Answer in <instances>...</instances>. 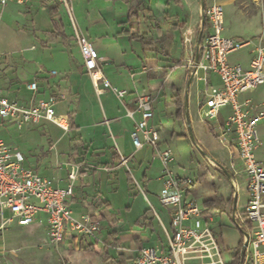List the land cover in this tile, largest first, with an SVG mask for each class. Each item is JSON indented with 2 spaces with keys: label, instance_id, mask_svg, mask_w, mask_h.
Here are the masks:
<instances>
[{
  "label": "rangeland",
  "instance_id": "1",
  "mask_svg": "<svg viewBox=\"0 0 264 264\" xmlns=\"http://www.w3.org/2000/svg\"><path fill=\"white\" fill-rule=\"evenodd\" d=\"M217 1L221 2L224 12L222 36L230 37L236 41H255L257 38H261L264 42V0ZM43 2L46 6L55 5L53 0H44ZM43 2H40V6L44 5ZM137 2L139 0H133V2L132 0H72L71 4L73 17L80 32L89 39H94L92 28L87 31V28H84L81 22L84 16H88V13L90 15L85 20L95 21V19H101V21L112 26V21L121 20L123 15L124 18H127L129 5H137V10L132 8L131 13L133 12L134 14L136 12L141 18L143 17L141 30H148L150 34L157 37L156 43L159 45L158 47L163 48V51L169 53L171 57V60L166 61V59H163L160 62L162 65L168 67L178 58L182 59L183 53L180 52L179 42L182 36L181 31H185L184 27L186 26L191 30L192 43L190 46H192L193 51L194 42L201 29L199 0H141L139 3ZM97 11H99L98 14ZM132 17L134 18L135 15ZM60 19L66 33H71L75 40L72 24L67 13L64 12V16H60ZM113 30L109 28L107 30L108 35L112 34ZM51 32L50 12L41 10L39 6L38 9L28 8L27 6L23 9V7L11 3H7L5 7H2L0 3L1 91L18 92L32 79L41 82L38 78L41 75L44 76L45 84L48 86H55L62 79L67 78L65 71H57V75L53 78L47 77L48 70H54V64H58L56 55L68 52L70 49L59 39L55 40ZM205 33L206 31H204V35ZM251 49L250 46H246L229 54L227 56L228 64H239L246 68ZM72 53L76 58L77 66L81 63L79 50L74 48ZM53 57L54 60L51 61ZM110 57V55L107 56L108 62L105 60L106 66L111 64L112 59ZM50 61L54 63H50ZM46 64L48 68L44 66ZM186 64V61L181 60L178 70H183L182 74L184 75L185 73L187 79L189 74L185 70ZM177 73L169 74L171 82L177 83L179 80L184 79L185 76L183 77L182 74L177 75ZM155 75L158 79L163 80L167 72L164 68L158 69ZM187 81H183V90L187 87ZM211 81L213 85L220 87V80L216 74H210ZM78 84L81 85L82 95L88 99V104L85 106L89 113L102 114V109H105L107 105L115 107L118 106L117 104L123 103L112 91H108L98 98L93 93L90 84L88 85L85 81H80ZM196 88L204 90V83L202 81L198 82ZM208 89H210V86ZM168 95L167 92L163 96L165 102ZM245 97L250 101H254V103L264 104V84L259 86L254 93ZM62 99L64 100L65 97L60 98V96L55 95L56 101L59 102ZM190 108L192 109V107ZM259 108L262 107L259 106ZM163 114L161 119L164 121V129L161 131L160 144L172 151V168L175 167L173 173L189 177L195 183L194 189L191 191V198L195 199L202 209L204 208L203 202L206 199H214V197L216 199V194L221 193L223 190H227L232 199L233 192L228 185L231 183L223 172L226 171L231 175L229 157H227V151L222 147L221 143L213 136L209 126L198 121L201 128L194 136L195 142L198 141L200 145L207 149L206 151L201 148L204 154L208 156L205 158L195 147L187 130L188 139H170V130L175 129L174 131L178 133L183 131V129L175 122L174 117H170L169 110L164 111ZM223 114H228V111H224ZM255 128L259 138L258 142H260L255 151V157L258 161L264 163V121L259 122ZM70 137V133L64 132L48 122H40L39 125L14 122L8 124L5 128L0 127V138L7 145L16 149L25 158V162L34 163V165L40 167V160L44 161L49 156L50 163L40 168L48 167V169L52 168V170L54 168L55 171L60 168L63 174L62 186L69 183L65 175L68 166L63 162H65L68 153ZM50 146H52L51 150H49ZM148 148V145H144L139 152H134L131 147L128 149L127 168L130 171L129 175L138 177L137 168L139 164L143 163L144 165L149 162ZM72 164L78 166L80 174L82 166L75 163ZM115 165L117 166L116 162L102 164L101 167L107 172L112 171V174H116L117 168ZM153 165L156 166L155 164ZM119 166L126 167L120 161L117 167ZM153 168L155 171L156 167ZM49 171L44 176L56 181L55 175H51ZM243 181V179H238L236 184L238 185V197L234 211L238 215L247 201L243 194ZM101 193L109 201L110 206L108 208L102 207V211H100V213L103 212L105 218L102 220L98 219L100 227L102 228L108 223L113 224L116 235L124 237L123 242L116 241L113 242V245H110V247H113L110 249L111 251H108L110 256L114 257L120 252L125 253L127 248L136 250L144 245L153 244L155 238L161 237V240L164 241V237L163 235L161 236V233L159 234V229L154 220H156L155 214L163 217L165 209L160 205L155 194L146 193L144 188L140 189L136 183L129 187V184L125 181V173L114 184L112 189L103 187ZM143 194L147 195L149 201H146ZM98 202L91 205L93 207L97 205L100 208L101 202ZM232 211L233 208L232 206L230 207V203L216 200L215 207L210 212V215L212 213L213 221L208 224L213 232L220 237L219 256H221L224 264L229 263L231 256L235 253H241L242 248L239 247L241 239L243 244L242 232L244 231V223L240 219H234ZM81 213L87 212L83 210V212L78 213L73 210L74 218H79ZM163 219L165 222L166 219L164 217ZM118 222L122 226H118ZM102 256H98L96 253L80 251L67 243L62 244V246L55 245L49 240L48 235L40 226L24 227L13 223L2 226L0 222V264H102ZM243 264H249L246 254Z\"/></svg>",
  "mask_w": 264,
  "mask_h": 264
},
{
  "label": "built area",
  "instance_id": "2",
  "mask_svg": "<svg viewBox=\"0 0 264 264\" xmlns=\"http://www.w3.org/2000/svg\"><path fill=\"white\" fill-rule=\"evenodd\" d=\"M43 0H0L2 7L7 3L22 6ZM61 5L72 24L75 40L79 46L84 68L96 91L101 84L104 90L112 91L120 100L126 92L111 87L100 72L99 56L89 40L80 32L72 10V0H53ZM203 15L206 31L197 44L198 62L191 56L187 65L193 78L205 83L201 111L204 122L210 124L213 136L223 145L233 143L242 164L247 201L240 215L235 219L244 223V231L249 240L246 255L249 264H264V163L255 157L260 145L256 128L264 121V108H259L250 100L238 102L240 95L264 84V42L254 40H233L222 36L224 12L217 0H204ZM207 3V4H206ZM190 34L183 35L185 49L191 45ZM250 46L253 56L248 68L229 65L227 56L243 47ZM173 69H176L174 67ZM202 73V76L199 74ZM56 72H51L55 76ZM216 74L220 87L210 85L208 75ZM27 88L37 92L36 83ZM154 96L139 95L135 99V110L128 112L133 121L130 133L132 147L139 151L148 145L153 160L160 163L161 191L158 201L170 209V232L165 231V245L142 247L128 259L127 264H224L220 255V237L208 225V217L194 199L187 198L194 186L189 177L173 173V154L169 148L161 150L158 131L150 125L153 118ZM55 98L39 101L37 104L20 105L0 94V127L19 122L38 125L48 122L64 132L69 131L68 120L55 112ZM230 106L231 113L222 125L216 124L220 111ZM231 139V141H230ZM24 157L0 138V222L1 225L16 223L29 226L40 213L45 215L44 228L49 240L55 245L64 244L68 236L97 240L101 231L98 219L83 214L74 218L67 202L73 197V182L78 175V167L69 174V185L58 188L53 182L40 176L31 167L24 166ZM128 159L121 158L126 165ZM233 188L235 186L231 184ZM7 213V215H6Z\"/></svg>",
  "mask_w": 264,
  "mask_h": 264
},
{
  "label": "crops",
  "instance_id": "3",
  "mask_svg": "<svg viewBox=\"0 0 264 264\" xmlns=\"http://www.w3.org/2000/svg\"><path fill=\"white\" fill-rule=\"evenodd\" d=\"M141 0H139L140 2ZM55 5L53 6H46L44 5L40 6V2H33L29 5H27L28 8H37L38 6L41 10L50 12L51 14V24H52V32L51 35H54V39H59L63 44H66L67 47H70L68 52L60 53L57 56L58 64H54V70L49 69L47 72V77L53 78L54 75H51V72H56L55 75H57V71L59 72H66L67 78L62 79L58 84L55 86H48L45 84L46 80H44V76L41 75L38 78L41 80L35 81L34 79L30 80L29 83H27L23 88L19 89L18 92L14 91H1L0 93L2 96L6 97L10 101H16L20 105L23 106H29L32 104H37L39 101L48 100L49 98H55L56 96L65 97V99L61 101H56L54 104V109L56 112V115L58 116H64L68 120V124L70 127V130L68 133L71 134V137L69 139L68 143V153L66 156L64 164H66L67 169L65 171L66 178L68 180V174L70 170L73 167H78L73 165L72 163L79 164L82 166V169L80 171V174L78 172L76 180L73 182V197L69 199L67 202V206L72 212L73 210L76 212H84L86 211L88 216H92L96 219H105L103 216L102 207L108 208L110 206V203L108 200H106L101 191L103 187L113 188L114 184H116L117 181H119L123 177V173H125V181L127 184L134 185L135 183L139 185L140 189L144 188L145 192L148 194H152L158 198V195L161 191V180H160V171L161 166L160 163L157 160H153L152 158V150L149 147L147 149L149 154L148 163L144 164L140 163L138 166V177H135L134 175H129V169L127 168L128 161L126 163V167L123 168L121 166H118L119 161L121 162V158H129L127 155L128 149L131 147L134 152L135 149L132 147L131 139H130V133L133 128V121L128 116V112H133L135 110V99L139 95H150L154 96V104H153V118L150 122V125L155 129V131H158L159 134V147L161 150L166 149L167 147L162 146L160 143V136L161 131L164 129V121L161 119V117L164 115L163 112L166 110L170 111V117L175 118V122L183 129V131H179L178 133L174 131L175 129L170 130L169 137L170 139L176 138V139H188V135L186 130L189 132V129L192 131L193 137L195 136V133L199 131L201 128L199 126V122L202 124H207L209 126L210 131L211 127L210 124L204 122L201 111V102L203 99V93L206 89L205 83H204V90H199L197 87V83L201 80L193 79V81L189 84V79L191 76V71L186 64L185 70L187 74H189V77L186 79V74L183 73V70H178L179 63L181 60L188 61L191 56L195 58L196 50H197V44H198V37L193 45V51L192 46L187 50L184 48L182 39L183 35L185 33L190 34L191 30L188 29V26L184 27L185 31L182 32L181 40L179 42L180 52L183 53V57L180 60L179 58L174 61V63L168 67H165L160 62L163 59L171 60V57L169 53H166L163 51V48H159L158 44L156 43L157 37L153 36V34H150L148 30H141V22L143 20V17L141 18L136 12H134L135 17L133 19H130L131 21L137 20V23L135 24V31L137 33H144L145 36L150 39L151 46L149 50H143L141 47V43L136 40L130 38L128 35H126V31L129 27L128 22V14L130 12L131 8L136 9L137 5H129L128 7V14L127 18H124V15L121 17L122 19L119 21H112V26H109L107 23L101 21V19H95L87 21L85 18L89 17L84 16L82 18V24L84 25V28L91 29L93 32L94 39H89L86 37L89 42L92 44L93 48L96 49L98 56H99V65H100V72L105 78V80L111 85V87L116 88L118 90H124L126 92L122 104H117L118 106H111L107 105L105 109H102V114L97 113L93 114L88 112V109L85 105L88 104V99L86 96L82 95V90L80 88L81 85L78 84L80 81H85L88 85H91V88L93 90V93L99 98L106 94L109 90H104L102 85H98V90L101 91L98 93L95 89V87L92 84L91 79L89 78V75L87 74L85 68H84V61L79 49V46L76 42V40L73 39L72 34L66 33L65 29L63 28L64 25L61 23L60 16H64V12L66 13L65 9L57 4L55 1H53ZM133 2V0H132ZM135 2V1H134ZM137 2V3H139ZM42 3V4H43ZM219 4H221L220 1H218ZM22 7V6H20ZM25 8V7H24ZM23 8V9H24ZM137 10V9H136ZM96 11V10H95ZM96 13V12H95ZM99 11H97V14ZM62 14V15H61ZM126 15V14H125ZM172 16V14H170ZM82 17V16H81ZM81 19V18H80ZM199 19L201 21V11L199 10ZM83 28V29H84ZM111 28L114 29L112 34L108 35L107 30ZM191 37V34H190ZM225 37V36H223ZM192 38V37H191ZM228 39H231L230 37H225ZM203 39V34L202 38ZM192 40V39H191ZM192 43V42H191ZM79 50V54L81 57V63H79L76 66V58L74 57L72 50L73 49ZM110 52H109V51ZM112 50V51H111ZM114 53V54H113ZM110 55L112 61L111 64H108V66L105 65V60L108 62L107 56ZM55 56V59H56ZM164 56V57H163ZM251 56H253L252 49L250 51V58L246 65V68L249 66V62L251 60ZM168 57V58H167ZM54 60V57L51 61ZM50 63H54L51 62ZM48 64V62H47ZM47 64L44 65L47 67ZM242 66V65H241ZM51 67V68H53ZM176 67V69H173ZM243 67V66H242ZM165 69L167 72V75L163 80H160L155 75L158 72V69ZM163 71V70H162ZM181 75L184 77V79L179 80L176 82H171L172 80L169 77V74H175ZM202 76V73L199 74ZM167 77V78H166ZM187 81V87L185 90H183V81ZM208 81L209 86L216 87L213 85L212 81L210 82V75H208ZM31 83H36L37 86V92L33 93L30 91L27 86ZM220 83V82H219ZM43 84V86H41ZM221 85V84H220ZM219 85V86H220ZM189 88V89H188ZM218 88V87H217ZM259 87L256 89L249 91L245 94H242L238 98V102H242L243 100H248L245 96L248 94L254 93ZM175 89H178L180 92V100L181 103L184 105V112H185V95H187L186 103H187V113H188V120L185 118V113L181 118L176 117V107L174 106L172 95ZM168 92V97L166 102L164 101L165 93ZM251 103L255 106H261L264 108V104L254 103V101H251ZM60 106V107H58ZM192 107V109L190 108ZM228 111V114L231 113L230 106H227L223 108L220 111V115L217 119L216 124L222 125L228 114L224 115V111ZM162 112V113H161ZM173 114H172V113ZM161 113V114H159ZM159 114V115H158ZM161 115V116H160ZM199 121V122H198ZM39 125V124H38ZM5 126H2L1 128H5ZM258 135V134H257ZM195 140V138H194ZM231 141V139H230ZM198 146L202 149H207L200 145L198 141H196ZM229 145H222V147L227 151V157H229V164H230V170L231 175L229 174V181L231 184L229 185V189L232 190L233 198L237 200V193H238V185L237 180L243 179L244 176L242 174V164L238 158L237 151L235 149V146L233 143H228ZM11 147V146H10ZM12 148V147H11ZM143 148V147H142ZM14 149V148H13ZM52 149V146L49 147V150ZM16 151V149H15ZM233 154V156H232ZM46 160H40L42 166H47L48 163H50V157H47ZM25 159V158H24ZM116 162L117 166V172L116 174H112L110 171L107 172L106 170H103L101 167L102 164L107 163H114ZM155 164L156 166H154ZM123 165V164H122ZM24 166L28 168H32L34 171H36L40 176L44 178H48L44 175L48 173V171L51 173V175H55L56 181H53V185L58 188H66L69 183L66 185L62 184V176L61 169L57 168L56 171L53 168L48 169V167H45L44 169H41L39 166L34 165V163L30 164L28 162H25L24 160ZM174 166V165H173ZM155 171H154V168ZM175 168V167H174ZM173 168V169H174ZM114 169V167H113ZM127 171H126V170ZM154 171V172H153ZM179 176H181L178 173H175ZM49 179V178H48ZM69 181V180H68ZM244 187H243V194L245 195L247 199L246 194V188H245V180ZM112 184V185H111ZM195 185V183H194ZM194 189V186H193ZM192 189V190H193ZM191 190V191H192ZM223 192V193H222ZM221 193L216 194V199H212L214 201L213 209L215 207L216 200L218 202L224 201L227 203H230V207L233 205V198L231 199L229 196V193L227 190H223ZM146 201L148 200V197L146 194H143ZM187 198H191V192L188 194ZM211 199V198H209ZM206 199V200H209ZM195 200V199H194ZM101 202L100 208L96 206L93 207L95 202ZM98 202V203H99ZM233 208V207H232ZM165 210L167 208H164ZM164 210V214L162 215L166 220L163 221V217L159 216L158 214H155L156 220H154L156 226L159 229V234L161 233V236L163 235L164 241L161 240V237L155 238L154 243L150 245H144L142 247H156L161 245H165V231L170 232V209H167V211ZM235 210V209H234ZM232 211V216L235 219L236 211ZM204 211V209H203ZM99 212V213H98ZM241 213V212H240ZM83 215V213H81ZM102 215V216H101ZM222 215V213H221ZM240 215V214H239ZM238 215V216H239ZM152 217V216H151ZM154 217V216H153ZM154 217V218H155ZM213 221L212 213L208 217V223H211ZM44 222H45V215L40 213L36 216V220H34V223L29 226H40L44 228ZM16 224V223H13ZM121 223L118 222V226ZM17 225V224H16ZM24 226V227H29ZM114 225L108 223V225L101 228V231L99 232V235L97 237V240L93 239H84V244L82 246H87L89 244H96L99 249H101V253L97 254L98 256H102V264L104 262V257L107 255L113 263L117 262L119 258H122L124 260L125 264L128 263V259L133 256H135L138 252V249L131 250L130 248L125 249V253L120 252L116 256H110L108 251H111L113 247H110V245H113V242L120 241L123 242L124 237L123 236H117L116 231L114 230ZM46 232V231H45ZM74 238V239H73ZM82 238L75 236H68L64 243L71 244L73 248L80 245V240ZM133 254H132V253Z\"/></svg>",
  "mask_w": 264,
  "mask_h": 264
},
{
  "label": "trees",
  "instance_id": "4",
  "mask_svg": "<svg viewBox=\"0 0 264 264\" xmlns=\"http://www.w3.org/2000/svg\"><path fill=\"white\" fill-rule=\"evenodd\" d=\"M131 9H130V12L128 14V19H127L129 22V27H128V30L126 31L125 34L128 35L132 39L138 40L141 43V46H142L141 48L143 50H149L150 46H151L150 39H148L144 33H137V31L134 32L135 24L137 23V20H133V21L130 20V19H133L132 16L134 15L133 12L131 13ZM205 29H206V22L203 25V31ZM200 56H201V54H199V58H200ZM172 99H173L172 103L176 107V115H177L176 117L181 118L185 112H184V105H183V103H181V100H180V92L178 89L174 90L173 95H172ZM213 205H214V201L212 199L205 200L203 202V206H204L203 209H204L205 215L207 217H209L210 212L213 210ZM80 243L81 244L78 245L77 247H75V249H78V250L83 251V252H91V253H96V254L101 253V249L96 247L97 246L96 244H89L87 246H82L84 244L83 238L80 240ZM239 247L242 248V239L240 241ZM244 258H245V256L243 257V259H241L240 254L235 253L233 256H231V259H230L229 263H227V264H243ZM103 264H125V262H124V260H122V258H119V260L117 262L113 263L111 261V259L107 255H105Z\"/></svg>",
  "mask_w": 264,
  "mask_h": 264
},
{
  "label": "water",
  "instance_id": "5",
  "mask_svg": "<svg viewBox=\"0 0 264 264\" xmlns=\"http://www.w3.org/2000/svg\"><path fill=\"white\" fill-rule=\"evenodd\" d=\"M200 1V8H201V21H200V24H201V29H200V32L198 34V44H200L201 42V38H202V33H203V25L205 24V18H204V15H203V11H204V7H205V3H204V0H199ZM198 51H196V54H195V63L198 62ZM193 73L191 74L190 76V79H189V84L193 81ZM186 99H187V95H185V118L188 120V113H187V110H186V107H187V103H186ZM189 136L192 140V142L194 143L195 147L201 152V154L203 156H205V158H207L208 156L206 154H204V152L201 150V148L198 146V144L195 142L194 140V137H193V134H192V131L189 129ZM224 174L227 176V178H229V174L226 172V171H223ZM233 210L235 209L236 207V199L233 198ZM242 236H243V244H242V250H241V253H240V257L241 259H243V257L245 256L246 254V250H247V247H248V241L249 240V235L247 232L243 231L242 232Z\"/></svg>",
  "mask_w": 264,
  "mask_h": 264
}]
</instances>
